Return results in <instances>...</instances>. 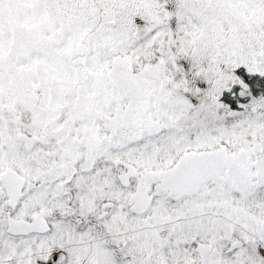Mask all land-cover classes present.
Instances as JSON below:
<instances>
[{
	"label": "snow or ice",
	"instance_id": "6c2138e0",
	"mask_svg": "<svg viewBox=\"0 0 264 264\" xmlns=\"http://www.w3.org/2000/svg\"><path fill=\"white\" fill-rule=\"evenodd\" d=\"M0 264H264V0H0Z\"/></svg>",
	"mask_w": 264,
	"mask_h": 264
}]
</instances>
